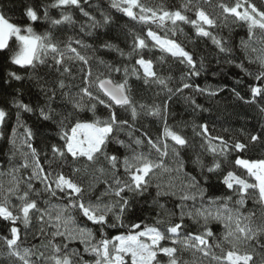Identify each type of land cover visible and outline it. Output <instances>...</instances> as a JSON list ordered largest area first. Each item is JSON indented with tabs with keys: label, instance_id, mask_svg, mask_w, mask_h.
<instances>
[{
	"label": "trees",
	"instance_id": "trees-1",
	"mask_svg": "<svg viewBox=\"0 0 264 264\" xmlns=\"http://www.w3.org/2000/svg\"><path fill=\"white\" fill-rule=\"evenodd\" d=\"M56 0H0V12H3L10 22L20 26L30 25L33 30L39 34L50 33L52 42L59 43L61 49L68 41L69 37L73 39V47H76L81 54L87 55L89 63L84 65L76 60H66V65L70 68V73H64L63 67L54 65L51 55L44 56L45 64H35V67H21L13 65L10 61L12 51L16 50V41L13 40L12 51L0 50V108H3L8 116L5 123L0 125V202H4V194L7 189L14 187L16 181L19 183V191L16 195H9L8 207L13 214H18V207L21 201L17 198L27 190V184L30 182L33 186L31 199L37 200L38 207L42 209L49 208L50 205H63L67 203V197H61V193L57 191L56 196H51L50 193L44 192L45 185L39 179L32 176L35 162L44 169V174L52 173L49 178H52L58 173H63L65 176L72 178L80 184L84 189L85 201L91 200L96 203V198L101 197V193L105 191L107 185L104 183L107 180L111 183L110 166L101 156L96 164H91L86 158L73 160L69 155L64 159L54 156L51 146H60L64 143L60 139L61 129L56 123L62 116H70L64 121L69 127L76 122L77 119L91 122L93 119L99 118L104 120L109 115V110L104 105H97L95 113L89 110L93 101L88 97H84L81 103L85 105L82 110H73L72 105L66 103L62 99V92H68L75 99L80 100L77 95L80 88L86 83L85 75L90 69L92 72V80L97 76L108 77L115 83H121L125 79L124 69H128V88L130 91L127 94L130 96L133 104L137 109L135 119L131 117L130 110L116 106L114 111L119 119L128 120L132 125L133 135H128L127 126L123 130H116L113 133L115 139L123 140L126 144H131L136 151H149L147 145L137 146L134 144L136 138L146 139L151 137L153 140L157 138L163 139V130L165 124L178 132L188 141V146L180 148L179 159L183 161L184 167L181 173H177L175 169L178 167L176 159L171 154L173 142L169 139V155L164 158V162L170 172L157 170L151 177V183L148 191L142 197H136L135 201L130 204L125 213L124 224L126 227L107 228L103 229V235L111 239V237L121 233H127V226L132 223H140L142 226L155 225L161 230L167 226L157 225L156 221L162 219L167 222L169 217L165 214V210L175 213L172 215V223L180 222V204L179 197L187 189L188 179L183 173H190L195 176L200 182V187L206 189L204 200L197 196L195 201H185V211H194V208H200L201 203L207 205L209 198L231 196L232 200L228 202V207L234 211L239 208L240 212L247 215L249 212L254 214V225L264 222V205L257 202L256 193L249 190L245 196V204L237 205L235 201L239 196L232 190L226 189L222 183L223 173L231 170L241 178L247 179L249 183L254 181L253 177H249L247 170L242 167H237L234 164L237 156L250 161L264 159V99L257 96L253 99L250 91V86L264 87V83L255 80L254 76H248L240 68L236 67L243 61L244 66L249 71L255 73L259 69L258 63H249L247 56L253 59L261 54L264 49V32L258 28L254 30L253 38L249 44V49L246 52L241 47V41H248V26L246 22L238 21L232 14L223 13L218 6L224 3L228 6H233L236 0H141L146 7L158 9L161 6L167 10L180 9L181 5H188V10L184 11L189 19H195V10L197 7L203 9L210 18L215 19L216 26L209 28L217 38L225 42V46L230 48V53H221L213 44L211 38L201 37L196 34L195 28L188 23L177 22L173 26L170 21H166L164 25L156 23H142L139 20H133L123 12L111 7L112 0H81L84 10L89 12L95 20L101 21V26L92 28V21L83 16L81 11L74 6L52 7ZM252 3L257 8L264 11V0H252ZM31 7L36 10L39 19L35 22L31 21L26 16V10ZM45 9H47V18H45ZM243 10V8L238 9ZM139 12V11H138ZM62 14H71L73 23H62L54 25L53 20L61 18ZM108 15L110 21L107 24L103 23V15ZM83 26V30L81 27ZM207 27V26H206ZM151 29L162 38L174 40L181 45L185 51L193 55L196 61V71L199 75H190L192 69L186 64L181 63L178 58L171 56L170 53L162 51L159 47L154 46V42L147 38L146 34ZM139 35L145 38L147 47L137 49L133 52V42L135 36ZM75 40H81L82 47L76 45ZM117 46L116 48L102 47L105 43ZM124 55H121L120 51ZM255 48V53L251 49ZM143 57L145 60L152 61L153 70L157 75L166 80V87L158 83L150 82L145 84L143 80V71L136 61ZM233 60L234 63L229 64L226 61ZM202 65V66H201ZM59 67V71L57 68ZM114 68H119L120 71H114ZM133 68H136L139 73L132 74ZM83 69V71L81 70ZM9 72H15L22 77L21 80H15L8 76ZM64 80L66 87L61 90L57 87V81ZM187 83L192 85L190 88H184ZM196 86L201 89H209L216 92L215 96H210L207 91L200 93L196 91ZM51 89H56V98L51 106L55 109L54 119L44 121L39 115L40 108H47V96H50ZM180 89V91H177ZM233 89L239 92L238 98ZM49 90V91H45ZM93 94H96V89H90ZM103 98V96H101ZM199 108L195 107L192 101ZM29 105L33 108L32 112H24L17 108V103ZM141 105L145 106L141 108ZM159 108V114H151L152 109ZM19 115V124L17 121V113ZM206 124L208 127V136L223 137L231 145L235 141H240L246 145V150L243 152L232 151L226 156L220 153H212L209 148V140L200 134V125ZM16 129L15 137L12 136V129ZM32 130V137L26 135L27 129ZM257 136V141H252L251 136ZM15 139V146L10 143L11 139ZM115 139L109 141L106 151L109 154H114L120 157L122 161L125 155L131 156L132 151L124 146L117 144ZM29 140L32 147L37 151V157L34 159L31 155V150L28 143ZM212 145L219 144V141L213 139ZM27 154V156L25 155ZM199 157L205 165H211L213 159H217L222 163L221 173L209 174L207 168L203 170L199 165L194 163ZM152 158H156V153H152ZM28 163L29 167H20L24 163ZM103 167L104 173L98 169ZM18 168V172H12V169ZM73 169H80L79 172H73ZM119 174L123 178V166L118 165ZM15 177V180H14ZM207 177V179H205ZM157 185H160L159 191L167 193L157 195ZM55 187V184H52ZM189 191H195L194 189ZM39 192V195L36 193ZM175 192V195L172 193ZM113 197L103 196L101 202L108 204ZM45 201L49 203L46 204ZM224 203L221 199L216 207H220ZM163 205V209L160 207ZM54 211V210H53ZM39 213H30L31 220L26 227L20 221L16 225L20 229V249L29 248L33 252H44L45 255H50V247L46 248L51 237V232L55 229L52 225H42L37 217ZM76 224L78 227H87L92 229L95 239L98 241L102 237V233L98 231L99 226L94 225L79 212H73ZM47 217H45V220ZM111 222V220L109 221ZM201 220L197 223L193 218L184 217V231L181 236L187 232L198 233L201 231ZM13 226L10 221L0 218V264H18L15 257H10L8 248L3 240V237L10 238V227ZM216 238L219 239L223 232V223L212 221L209 225ZM41 227L44 228V233H41ZM73 227V225H69ZM63 231V229H61ZM214 243L213 240L209 241ZM54 243H67L69 245L66 251L71 254L73 249L78 250L84 260L94 264L95 257L91 253L84 252V244L79 240L62 241L60 237H56ZM253 247H256V241L249 242ZM260 243L264 244V236L260 237ZM164 246H171V242H162ZM35 246V247H34ZM179 247V246H178ZM227 247V246H225ZM251 251L247 245H240L239 250ZM217 255L220 254L219 249H214ZM36 257L34 256L33 259ZM179 258L187 262V264H211L210 260L201 257L200 253L192 249L181 248ZM264 258V249L256 247V264H260V260ZM74 261H78L77 257H72ZM160 264H167V257L163 254L159 255Z\"/></svg>",
	"mask_w": 264,
	"mask_h": 264
},
{
	"label": "snow or ice",
	"instance_id": "snow-or-ice-1",
	"mask_svg": "<svg viewBox=\"0 0 264 264\" xmlns=\"http://www.w3.org/2000/svg\"><path fill=\"white\" fill-rule=\"evenodd\" d=\"M62 6H74L78 8L83 16L88 17L92 24L90 27L95 28L101 26V21L95 20V17L91 16L89 12L84 10L81 0H56L52 7ZM223 13L232 14L238 21L247 23L248 26V41H241V47L247 52L249 44L253 38L254 30L259 29L264 32V11L257 8L252 0H236L233 6H228L224 3L218 5ZM111 7L123 12L133 20H139L142 23H156L158 25H164L166 21H170L173 26L177 25V22H184L191 24L196 31V34L201 37L211 38L213 44L219 49L221 53H230L232 50L225 46V42L217 38L208 29L216 26V21L201 8L197 7L195 10V19H189L184 13L188 10V5H181L180 9L167 10L164 7L153 9L146 7L141 0H112ZM243 8V11L238 9ZM133 9H139L137 13ZM26 16L33 22L39 19L36 10L29 7L26 10ZM45 18H47V9H45ZM110 21L108 15H103V23L107 24ZM54 25H60L62 23H73L71 14H62L58 20H53ZM207 26V27H206ZM83 30V26L81 27ZM147 38H150L154 42V46L159 47L162 51L170 53L171 56L178 58L181 63H186L192 72L190 75H199L196 71V61L192 54L185 51L181 45L174 40L162 38L151 29L146 34ZM16 41V50L12 51V40ZM76 45L82 47H88L83 45L81 40L74 41ZM73 39L69 37L68 41L64 44V48L61 49L59 43L52 42V36L50 33H44L43 35L37 34L33 28L28 26H20L10 22L5 17L3 12H0V50L12 51L10 61L13 65L21 67L31 66L35 67V64H45L44 56L51 55L54 65L63 67L64 73H70V68L66 65V60H76L82 62L84 65L89 63L87 55L81 54L76 47L72 46ZM102 47L116 48L117 46L105 43ZM147 47L145 38L139 35L135 36L133 42V52L137 49H144ZM121 55H124L123 51L117 48ZM257 49L252 48L251 52L255 53ZM248 62L258 63L259 69L253 73L245 68L243 61L236 64V67L243 70L246 75L254 76L255 80L264 83V49L261 50V54L257 55L254 59L251 56L246 57ZM229 64L234 63L233 60L226 61ZM136 64L143 69L144 83H158L159 85L167 86L166 80L157 75L153 70V64L150 60H145L143 57L136 61ZM202 66V65H201ZM59 67L57 71H59ZM83 71V69H81ZM114 71L119 72V68H114ZM125 79L121 83H114L112 79L108 77L97 76L95 80H92V72L89 69L84 77L85 84L80 88L77 95L80 100L75 99L68 92H62V99L66 103L72 105L73 110H82L85 105L81 103L84 97H88L93 103H91L89 110L95 113L97 105H104L109 110V115L106 119L100 120L99 118L93 119L91 122L82 121L77 119L70 127L64 123V121L71 115L62 116L60 120L56 121L61 129L60 139L64 143L60 146L52 145L51 150L54 156H58L61 159L71 156L73 160H79L86 158L91 164H96L99 158L102 156L107 164L110 166L111 183L105 180L107 187L105 191L101 193V197L108 196L113 197L108 204L101 202V197L96 198V203L91 200L85 201L84 192L85 189L75 182L72 178L65 176L62 172L58 173L52 178L50 182L49 178L52 177V173L48 172L44 174V169L39 165L38 161L35 162L31 179L36 178L45 185L44 192L50 193L51 196H56L57 191L62 195L60 198L67 197V203L63 205H50L47 209L38 207L37 200L31 199V193L35 191L32 184H27V190L19 195L17 198L21 201L18 207V214H13L9 210L8 201L9 195H16L19 191V181L17 180L14 187L7 189L4 194V202H0V218L10 221L13 226L10 227V238L8 236L3 237V240L9 250L10 257H15L18 264H90L89 261L84 260L83 256L79 254L78 250L73 249L69 254L66 249L69 245L67 243L57 244L54 243L56 237H60L62 241L79 240L84 244V252L94 255V264H160L159 255L163 254L167 257V264H187L179 258V252L181 248L192 249L195 252L200 253L201 257L210 260L211 264H256V247L264 249V244L260 243V237L264 236V222L254 225V214L249 212L247 215L240 212L239 208L235 211L228 207V202L232 200L231 196L209 198L207 205L201 203L200 208H194V211H185V201H195L197 196L204 200L206 189L200 187V182L195 176L190 173H183L188 179L189 183L187 189L179 197L180 204L177 207L180 208V222L172 223L171 216L175 213L165 210V214L169 217L166 221L158 219L157 225H164L163 230L155 225H141L140 223H132L127 226V233H121L119 235L107 238L103 235V229L126 227L124 224L125 213L136 197H142L144 193L148 191L151 183V177L157 170H163L164 172H170L164 158L169 155V139L173 142L171 147V154L176 159L178 167L175 169L177 173H181L184 167L183 161L179 159L180 148L188 146V141L178 132L171 130L167 124H165L163 130V139L157 138L153 140L151 137L146 139L136 138L134 144L137 146L147 145L149 151L147 153L136 151L132 148L131 144H126L125 141L115 139L113 136L114 131L123 130L126 126L128 128V135H133L132 125L129 124L126 119H119L117 113L114 111L116 106L126 108L130 110L131 117L133 119L137 116L136 106L133 104L130 96L127 94L130 89L128 88V69H124ZM133 75L139 73L136 68L132 70ZM8 76L15 80H21L22 77L15 72H9ZM57 87L63 90L66 87L64 80H58ZM184 88H190L192 85L185 83ZM95 88L96 94L90 89ZM46 92L49 90H45ZM51 95L47 96V108H40L39 115L44 121H51L54 119L55 109L51 106L52 102L56 98V89H51ZM180 91V89H177ZM196 91L203 93L208 92L210 96H215L217 91H211L207 88L201 89L196 86ZM250 91L253 99L259 96L264 99V87L250 86ZM235 95L240 97L239 92L233 89ZM103 96V98H101ZM192 103L195 107L199 108L200 105H196L193 100ZM145 106L141 105V108ZM17 108L24 112H32L33 108L29 105L21 102L17 103ZM159 108L152 109L151 114L158 115ZM264 111V109H262ZM19 115L17 113V121L19 124ZM8 113L0 108V125L5 123ZM201 129L200 134L205 136L209 140L210 151L214 154L220 153L227 155L232 151L243 152L246 150V145L240 141H235L231 145L223 137H210L208 136V127L206 124L199 126ZM0 135H3L0 132ZM16 129H12V136L15 137ZM27 137H32V130L29 128L26 130ZM115 139L117 144L124 146L132 151V155H125L123 160L114 154H109L106 149L110 140ZM215 139L219 141V144L212 145L211 141ZM259 138L255 135L251 136L252 141H257ZM29 140L24 141L28 143V147L31 150V155L35 159L37 157V151L32 147ZM10 143L15 146V139H11ZM156 153V158H152V153ZM27 156V154H25ZM203 170L207 168L209 174L221 173L222 163L217 159H213L211 165H205L204 162L197 157L193 161ZM122 164L124 172L123 178L119 174L118 165ZM235 166L242 167L247 170L249 177H253L254 181L249 183L247 179L241 178L234 171L228 170L223 173L222 183L226 186V189L232 190L239 196V199L235 201L237 205L243 206L245 204V196L249 190L256 193L257 202L264 205V159L250 161L237 156L234 161ZM20 167H29L28 163L22 164ZM101 173L105 172L103 167L98 169ZM18 168L12 169V172H18ZM80 169H73V172H79ZM207 179V177H205ZM15 180V177H14ZM55 187H52V184ZM157 195H163L159 191L160 185H157ZM194 189L195 191H189ZM39 195V192L36 193ZM176 193L173 192L172 195ZM223 199L224 203L220 207H216L217 203ZM48 204V201H45ZM163 209V205H160ZM54 210V211H53ZM73 212H79L80 215L85 217L88 221H91L94 225H98V231L102 233V237L98 241H94L95 236L92 229L87 227L75 226V217ZM30 213H39L37 217L42 225H52L55 229L51 232L52 239L49 240L48 245L44 247H50L51 254L45 255L44 252H33L32 249L24 248L20 249V229L15 226L17 221L23 223L26 227L29 225L31 216ZM193 218L197 223L201 220L203 223L200 225L201 231L198 233L187 232L181 236L184 231L183 220L185 216ZM45 217L47 219L45 220ZM111 220V222H109ZM218 221L223 223V232L219 239L216 238V234L209 226L210 222ZM73 225V227H69ZM63 229V231L61 230ZM41 233H44V228L41 227ZM213 240L214 243L209 241ZM171 242V246H164L162 242ZM256 241V247H253L249 242ZM240 245H247L251 248V251L239 250ZM179 246V247H178ZM227 246V247H225ZM35 247V246H34ZM214 249H219L220 254L217 255ZM36 257L33 259V257ZM77 257L78 261H74L72 257ZM127 258V259H126ZM260 264H264V258L260 260Z\"/></svg>",
	"mask_w": 264,
	"mask_h": 264
},
{
	"label": "rangeland",
	"instance_id": "rangeland-1",
	"mask_svg": "<svg viewBox=\"0 0 264 264\" xmlns=\"http://www.w3.org/2000/svg\"><path fill=\"white\" fill-rule=\"evenodd\" d=\"M134 11H136L137 13H138V11H139V9H133ZM239 11H243V10H239ZM142 71H143V69H142ZM246 160H248V159H246ZM246 170V169H245ZM254 179V178H253ZM127 259V258H126Z\"/></svg>",
	"mask_w": 264,
	"mask_h": 264
},
{
	"label": "water",
	"instance_id": "water-1",
	"mask_svg": "<svg viewBox=\"0 0 264 264\" xmlns=\"http://www.w3.org/2000/svg\"><path fill=\"white\" fill-rule=\"evenodd\" d=\"M115 83V82H114Z\"/></svg>",
	"mask_w": 264,
	"mask_h": 264
}]
</instances>
